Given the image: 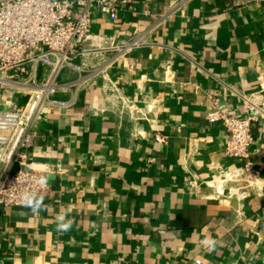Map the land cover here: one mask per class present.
I'll list each match as a JSON object with an SVG mask.
<instances>
[{
	"label": "crops",
	"instance_id": "0c3cea01",
	"mask_svg": "<svg viewBox=\"0 0 264 264\" xmlns=\"http://www.w3.org/2000/svg\"><path fill=\"white\" fill-rule=\"evenodd\" d=\"M178 1L118 0L114 20L86 7L92 35L145 45L80 57L94 75L54 96L70 107L42 112L27 155L49 193L36 213L0 206V264H264V119L251 124L254 176L239 198L211 184L243 163L206 120L215 105L242 118L239 95L264 110V0H187L158 23ZM27 98L0 87L1 110Z\"/></svg>",
	"mask_w": 264,
	"mask_h": 264
},
{
	"label": "built area",
	"instance_id": "2783aa9c",
	"mask_svg": "<svg viewBox=\"0 0 264 264\" xmlns=\"http://www.w3.org/2000/svg\"><path fill=\"white\" fill-rule=\"evenodd\" d=\"M186 1L179 0L157 22L170 18L173 10L180 8ZM118 3V0H78L75 3L59 0H0V87L24 91L28 95L23 106L0 109V206L22 207L21 197L26 192L42 200L48 195L49 186L39 183L44 174L30 167L31 159L27 151L35 144L34 128L42 112L66 109L73 104L72 98L61 100L54 96L94 75L95 70L79 63L78 59L101 50L114 51L123 56L145 45L138 38L116 44L110 38L90 33L91 20L85 11L86 7L92 6L109 20H114ZM74 4L84 9L75 11L72 9ZM88 42L91 48L86 50L83 46ZM102 42L106 43L100 48ZM64 71L75 73L77 79L61 84L59 78ZM43 73L45 76L40 78ZM239 98L242 102V118L224 114L216 105L206 115L210 124L221 123L228 135L224 154L243 163L214 179L211 184L218 194L222 193V187H226L231 188L238 198L244 195L245 186L254 176L249 163L251 124L264 119V110L247 97L239 95ZM155 140L159 144L166 142L159 135L155 136ZM14 165L17 169L11 173L10 169ZM199 263L195 261V264Z\"/></svg>",
	"mask_w": 264,
	"mask_h": 264
},
{
	"label": "clouds",
	"instance_id": "9594fccd",
	"mask_svg": "<svg viewBox=\"0 0 264 264\" xmlns=\"http://www.w3.org/2000/svg\"><path fill=\"white\" fill-rule=\"evenodd\" d=\"M50 177L41 176L39 179L40 184H47L49 182ZM22 207L30 209L32 213H36L37 211L43 209L44 204L42 198L39 196L26 192L22 197ZM73 226V221L67 219L65 215L61 214L56 217V231L58 233H66L71 230ZM214 241L204 240L203 245L211 250L214 246Z\"/></svg>",
	"mask_w": 264,
	"mask_h": 264
},
{
	"label": "rangeland",
	"instance_id": "374dc122",
	"mask_svg": "<svg viewBox=\"0 0 264 264\" xmlns=\"http://www.w3.org/2000/svg\"><path fill=\"white\" fill-rule=\"evenodd\" d=\"M42 51V50H39V52Z\"/></svg>",
	"mask_w": 264,
	"mask_h": 264
},
{
	"label": "water",
	"instance_id": "95a60500",
	"mask_svg": "<svg viewBox=\"0 0 264 264\" xmlns=\"http://www.w3.org/2000/svg\"><path fill=\"white\" fill-rule=\"evenodd\" d=\"M15 171H16V170H15ZM15 171H14V172H15ZM14 172H12V173H14Z\"/></svg>",
	"mask_w": 264,
	"mask_h": 264
}]
</instances>
